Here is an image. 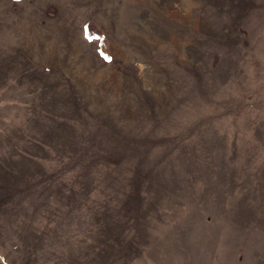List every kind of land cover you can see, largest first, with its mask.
<instances>
[{
	"label": "rangeland",
	"instance_id": "374dc122",
	"mask_svg": "<svg viewBox=\"0 0 264 264\" xmlns=\"http://www.w3.org/2000/svg\"><path fill=\"white\" fill-rule=\"evenodd\" d=\"M0 264H264V0H0Z\"/></svg>",
	"mask_w": 264,
	"mask_h": 264
},
{
	"label": "trees",
	"instance_id": "16d2710c",
	"mask_svg": "<svg viewBox=\"0 0 264 264\" xmlns=\"http://www.w3.org/2000/svg\"><path fill=\"white\" fill-rule=\"evenodd\" d=\"M85 35L88 38H96L99 40V50H100V55L103 58H108L107 53H106V44H105V39L102 34V31L98 29L94 24L89 23L85 26Z\"/></svg>",
	"mask_w": 264,
	"mask_h": 264
}]
</instances>
